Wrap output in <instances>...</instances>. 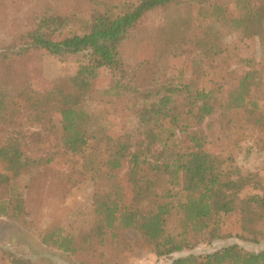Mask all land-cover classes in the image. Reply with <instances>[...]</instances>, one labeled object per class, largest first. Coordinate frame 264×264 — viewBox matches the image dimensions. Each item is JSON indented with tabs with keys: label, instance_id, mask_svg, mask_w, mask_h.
<instances>
[{
	"label": "trees",
	"instance_id": "trees-1",
	"mask_svg": "<svg viewBox=\"0 0 264 264\" xmlns=\"http://www.w3.org/2000/svg\"><path fill=\"white\" fill-rule=\"evenodd\" d=\"M94 5L88 31L61 32L67 21L46 8L23 40L0 43V133L22 121L30 126L51 123L56 114L64 150L81 158L79 169L60 173L53 167L57 156L42 154L41 132L0 138V216L19 219L26 214L16 185L24 174L50 176L59 183L90 181L98 219L77 234L50 225L42 231V243L79 256L87 264H94V258L97 264H126L131 248L119 230L133 229L155 255L168 257L166 264H264V248L247 251L236 242L203 253L172 256L203 242L235 237L257 243L263 238L264 186L254 174L244 176L203 150V138L189 130L193 126L189 121L198 125L214 112L216 102L224 110L244 109L251 117V111L257 109L251 72L243 73L224 101H218L209 88L190 89L188 83L133 88L136 127L119 136L99 138L89 133V113L84 108L101 69L120 78L127 75L128 43L151 47L150 61L143 57L141 62H157L176 49L175 38L183 30L184 20L166 19L152 38L138 37V21L147 12L178 7L192 13L193 20H187L191 37L204 53L216 55L221 51L217 36L204 37V24L228 20L234 30L263 40L264 0H130L120 6ZM37 49L54 55L85 52L87 61L74 75L58 78L50 89L36 92L26 77H14L9 58ZM114 88L121 87L117 83ZM252 118L253 126L263 127V113ZM123 163L126 170L118 174ZM247 186L262 192L242 196ZM171 220L175 223L168 229ZM4 261L26 264L10 254L0 256V264H6Z\"/></svg>",
	"mask_w": 264,
	"mask_h": 264
},
{
	"label": "rangeland",
	"instance_id": "rangeland-1",
	"mask_svg": "<svg viewBox=\"0 0 264 264\" xmlns=\"http://www.w3.org/2000/svg\"><path fill=\"white\" fill-rule=\"evenodd\" d=\"M216 1V0H211ZM130 0H0V43L9 44L12 40H23L24 34L36 24V17L46 8L62 16L67 24L61 32L82 33L90 26V10L94 3L98 7L129 4ZM166 19H182L184 27L176 35V49L163 59L141 62L145 57L150 61V46L126 45L129 54V70L125 77L107 69H101L93 83V93L85 101L84 108L89 113L88 132L103 136H119L131 132L136 127L132 104H135L133 88H156L160 85L173 86L190 84V89L199 86L210 89L218 101H224L229 92L238 86V80L245 72H251L252 94L257 109L251 117L264 114V39L256 34L236 31L230 22L204 24V37L214 34L221 51L216 55L204 53L200 43L191 37L187 20L193 14L178 7L155 8L144 14L138 21V37L152 38L155 30ZM136 37V36H135ZM87 61L85 52L54 55L44 49L30 50L23 56L9 58L14 77H26L36 92L50 89L58 78L75 74L79 66ZM156 62V63H155ZM156 65V66H155ZM119 83L120 89L114 86ZM128 88L123 89L124 86ZM120 92V95H114ZM184 104V103H183ZM214 112L202 119L189 130L203 138V150L217 155L227 167H235L247 176L254 174L256 181L264 186V125L253 126L250 116L244 109L224 110L215 103ZM39 131L45 142L42 154L57 156L53 167L60 173L79 169L81 158L66 152L62 145V131L56 114L51 123L33 125L22 121L0 133V138L27 136ZM21 132V134H17ZM181 134V133H180ZM183 136L184 135H180ZM126 170L123 163L118 174ZM35 173V172H33ZM16 185L25 201L26 214L19 219L0 216V256L10 254L26 264H87L79 256H69L61 250L42 243V231L50 225L58 224L70 234L88 229L98 219L93 211L91 194L93 183L90 181L59 183L49 176L24 174L17 179ZM262 190L247 186L241 195L259 193ZM169 222L171 229L174 220ZM263 238L257 242H246L232 237L213 243H199L192 249L173 253L172 256L190 252L203 253L223 245L238 243L247 251L264 248V221L260 224ZM120 237L131 248L126 264H166L168 257L157 256L133 229L119 230ZM94 264L96 259H92ZM6 264H10L4 261Z\"/></svg>",
	"mask_w": 264,
	"mask_h": 264
}]
</instances>
